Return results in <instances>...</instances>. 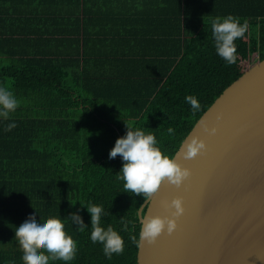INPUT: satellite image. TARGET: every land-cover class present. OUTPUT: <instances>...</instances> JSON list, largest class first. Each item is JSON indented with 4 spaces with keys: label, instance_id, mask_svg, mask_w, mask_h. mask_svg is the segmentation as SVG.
I'll return each instance as SVG.
<instances>
[{
    "label": "trees",
    "instance_id": "obj_1",
    "mask_svg": "<svg viewBox=\"0 0 264 264\" xmlns=\"http://www.w3.org/2000/svg\"><path fill=\"white\" fill-rule=\"evenodd\" d=\"M229 14L248 24L232 65L211 31L213 18ZM262 58L264 0H0V87L20 102L0 118V264H23L15 231L34 213L41 223L60 217L77 241L73 261L49 264H135L144 199L117 179L122 158L109 159L125 124L152 132L171 157L220 92ZM89 202L109 213L102 226L121 235L122 255L108 260L90 240ZM73 212L84 232L67 219Z\"/></svg>",
    "mask_w": 264,
    "mask_h": 264
},
{
    "label": "water",
    "instance_id": "obj_2",
    "mask_svg": "<svg viewBox=\"0 0 264 264\" xmlns=\"http://www.w3.org/2000/svg\"><path fill=\"white\" fill-rule=\"evenodd\" d=\"M192 136L206 148L184 159ZM171 157L190 175L180 187L164 182L143 200L137 241L142 214L171 216L167 206L176 197L184 212L171 234L137 244L135 264H264V58L220 92Z\"/></svg>",
    "mask_w": 264,
    "mask_h": 264
},
{
    "label": "clouds",
    "instance_id": "obj_3",
    "mask_svg": "<svg viewBox=\"0 0 264 264\" xmlns=\"http://www.w3.org/2000/svg\"><path fill=\"white\" fill-rule=\"evenodd\" d=\"M247 29V22L241 23L239 17L231 14L212 19L211 31L215 50L227 65L236 63L237 46L235 41L243 39ZM185 101L191 106L193 113L200 110L201 105L194 95H187ZM19 104L20 102L12 91L6 87H0V118L8 120L10 114L16 111ZM201 124L203 125V121ZM125 125L126 134L117 138L114 147L109 151V159H114L118 155L122 158L123 164L117 174V179L124 182L125 192L142 196L147 202L159 191L164 182L180 187L183 181L189 177L190 170L182 168L175 158L164 154L157 146L158 141L152 132L146 133L141 129L134 130L131 124ZM15 127L14 122L8 123L5 131H11ZM204 127L207 131V127ZM167 131L169 135L175 133L172 127H169ZM211 131L215 132V129L213 128ZM205 148L203 140L192 136L184 143L180 155L184 159H192L201 154ZM167 207L174 209L171 216L141 215L139 241L136 240V237H131L134 243L139 244L146 241L151 244L162 232L166 231L171 234L176 229V218L184 212L182 199L173 198ZM85 208L91 217L90 240L92 243L102 244L103 254L108 260H111L114 254L122 255L125 243L121 235L111 225L107 228L102 226V217L109 213H105L102 205L91 202ZM67 219L76 226V230L79 232H84L89 228L76 212L70 213ZM15 238L23 253V264H49V261L57 260L70 262L75 259L78 251L77 241L67 234L65 223L58 216H50L41 223L37 221L35 213L30 215L16 228Z\"/></svg>",
    "mask_w": 264,
    "mask_h": 264
},
{
    "label": "rangeland",
    "instance_id": "obj_4",
    "mask_svg": "<svg viewBox=\"0 0 264 264\" xmlns=\"http://www.w3.org/2000/svg\"><path fill=\"white\" fill-rule=\"evenodd\" d=\"M251 58H254L255 57V54H251V56H250ZM253 60H250L248 63H251ZM243 63H245V62H243Z\"/></svg>",
    "mask_w": 264,
    "mask_h": 264
}]
</instances>
